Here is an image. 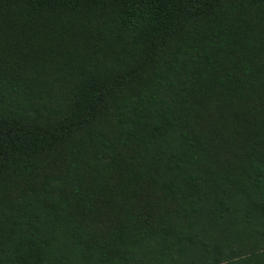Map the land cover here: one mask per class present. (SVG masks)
<instances>
[{"label": "trees", "instance_id": "trees-1", "mask_svg": "<svg viewBox=\"0 0 264 264\" xmlns=\"http://www.w3.org/2000/svg\"><path fill=\"white\" fill-rule=\"evenodd\" d=\"M204 213L264 228V0H0V264H264Z\"/></svg>", "mask_w": 264, "mask_h": 264}, {"label": "rangeland", "instance_id": "rangeland-1", "mask_svg": "<svg viewBox=\"0 0 264 264\" xmlns=\"http://www.w3.org/2000/svg\"><path fill=\"white\" fill-rule=\"evenodd\" d=\"M215 213L216 215L219 213L217 208ZM205 214L206 213L202 215L200 221H198L196 223V226L192 229L193 232L200 233V237L203 238V240L210 238L212 240L226 241L230 247L236 249L240 257L249 256L252 251H255V247L258 252H262L264 250V230H262L264 229L263 227L259 228L261 235L256 234L255 231L247 230L233 239V237L228 232L223 230L210 232L215 229V226L210 224L209 220L205 217ZM200 230H205L206 233L210 234L203 233ZM256 243L257 245L255 246Z\"/></svg>", "mask_w": 264, "mask_h": 264}]
</instances>
